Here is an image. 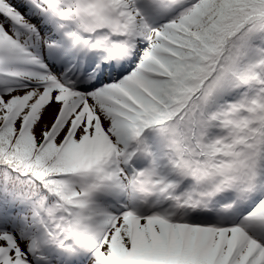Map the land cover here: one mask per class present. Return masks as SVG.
Wrapping results in <instances>:
<instances>
[{
    "label": "snow or ice",
    "instance_id": "snow-or-ice-1",
    "mask_svg": "<svg viewBox=\"0 0 264 264\" xmlns=\"http://www.w3.org/2000/svg\"><path fill=\"white\" fill-rule=\"evenodd\" d=\"M0 264H264V0H0Z\"/></svg>",
    "mask_w": 264,
    "mask_h": 264
}]
</instances>
